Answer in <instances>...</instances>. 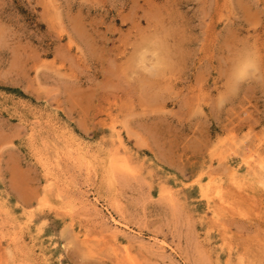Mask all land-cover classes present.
<instances>
[{
    "label": "rangeland",
    "instance_id": "1",
    "mask_svg": "<svg viewBox=\"0 0 264 264\" xmlns=\"http://www.w3.org/2000/svg\"><path fill=\"white\" fill-rule=\"evenodd\" d=\"M0 207V264H264V0H0Z\"/></svg>",
    "mask_w": 264,
    "mask_h": 264
},
{
    "label": "bare ground",
    "instance_id": "2",
    "mask_svg": "<svg viewBox=\"0 0 264 264\" xmlns=\"http://www.w3.org/2000/svg\"><path fill=\"white\" fill-rule=\"evenodd\" d=\"M56 132L59 133L57 130H54L55 137H56V138H59V136L56 135ZM60 140H61V139H60ZM118 143L121 144L120 141H118ZM119 146H120V145H119ZM111 164H112V163H111ZM118 164H119V163H118ZM119 165H120V164H119ZM117 166H118V165H117ZM122 166L125 167V168L127 167V166H125V165H122ZM118 167L122 168L121 166H118ZM228 167H229V166H228ZM125 168H123V169H125ZM235 168H236V167H235ZM127 170H128V169H127ZM228 170H229V169H228ZM124 171H126V170H124ZM229 172H231L232 174H235V173H236L234 170L229 171ZM237 175H238V174H237ZM235 176H236V175H235ZM235 179H236V178H235ZM52 183H53V182H52ZM46 185H47V184H46ZM53 185H54V184H53ZM44 187H45V186H44ZM47 187H49V186H47ZM58 190H59V189H58ZM202 190H203V189H202ZM41 191H42V190H41ZM59 192H60V191H59ZM200 192H201V191H200ZM219 192H220V190H217V193H219ZM204 193H205V192H204ZM204 193H203V194H204ZM206 193H207V192H206ZM44 195H45V194H44ZM207 195H208V194H207ZM41 197H42V195H40V198H41ZM85 197H86V196H85ZM202 197H203V196H202ZM40 198H39V199H40ZM56 198H57V197H56ZM94 205H95V204H94ZM208 205H209V204H208ZM0 209H1V207H0ZM5 213H6V212H5ZM102 217H103V216H102ZM107 219H108V218H107ZM115 225H116V226H119V223H118L117 221H115ZM115 225H114V226H115ZM120 225H121V224H120ZM120 227H121V226H120ZM123 230H124V229H123ZM123 230H122V232L125 231V230H124V231H123ZM77 231H78V230H77ZM125 232H126V231H125ZM84 233H85V232H84ZM112 233H113V232H112ZM118 233H120V232L118 231ZM128 234H129V233H128ZM111 235H112V234H111ZM113 235H114V234H113ZM118 235H119V234H118ZM81 237H82V236H81ZM118 237H119V236H118ZM124 237H125V236H124ZM131 237H132V236H131ZM19 238H20V237H19ZM126 238H128V237L126 236ZM129 238H130V235H129ZM132 238H133V237H132ZM17 239H18V238L16 237V235H14V234H10V236H9V238H8V241H9V242H8V244H7V248L9 249L11 245L13 246V248H14V247H17V246H16V240H17ZM154 239H155V238H154ZM82 240H83V239L80 240L81 243H82ZM20 241H21V240H20ZM87 241H88V240H87ZM125 241H126V240H125ZM20 244H21V243H20ZM86 244H87V242H86ZM152 244H154V243H152ZM31 245H33L32 242H31ZM84 245H85V244H84ZM87 245H88V244H87ZM129 246H130V245H129ZM85 247H88V246H85ZM24 249H25V248H24ZM25 250H26V249H25ZM89 250H90V249H89ZM212 250H213V249H212ZM9 251H10V250H9ZM90 251H91V250H90ZM92 251H93V250H92ZM215 251H216V250H215ZM29 252H30V251L27 250V253H29ZM213 252H214V251H213ZM214 253H216V252H214ZM218 253H219V252H218ZM9 254L13 255V253H11V251L9 252ZM38 254H39V253H38ZM216 254H217V253H216ZM215 256H216V255H215ZM10 259H11V258H10ZM42 259H43V258H42ZM33 264H36V263L33 262Z\"/></svg>",
    "mask_w": 264,
    "mask_h": 264
}]
</instances>
